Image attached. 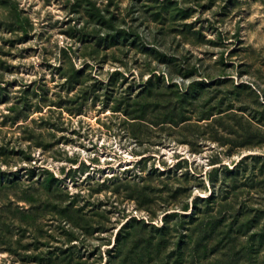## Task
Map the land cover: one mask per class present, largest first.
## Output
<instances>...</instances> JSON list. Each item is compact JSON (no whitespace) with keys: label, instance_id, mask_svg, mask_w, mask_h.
<instances>
[{"label":"rangeland","instance_id":"374dc122","mask_svg":"<svg viewBox=\"0 0 264 264\" xmlns=\"http://www.w3.org/2000/svg\"><path fill=\"white\" fill-rule=\"evenodd\" d=\"M98 9L134 27L124 46ZM195 81L178 126L172 92L125 112ZM193 208L218 217L205 264H264V0H0V264L175 261Z\"/></svg>","mask_w":264,"mask_h":264},{"label":"trees","instance_id":"16d2710c","mask_svg":"<svg viewBox=\"0 0 264 264\" xmlns=\"http://www.w3.org/2000/svg\"><path fill=\"white\" fill-rule=\"evenodd\" d=\"M99 10V9H98ZM153 16H155L154 20L155 22H158L159 20V16L160 14L157 13H153ZM92 21L96 24L101 25V27L105 28L108 30V33L106 35V42L107 41H111L114 42L115 45H118L119 47L124 46V44L127 41V38L129 36H133V31L132 29H134V27H127L125 26H121L123 22H120V20L117 18V16L113 15L112 17H108L106 14L103 13V11L101 12V10H99V13L97 15H93L92 17ZM125 24V23H123ZM147 47H145L146 49ZM85 67H88L87 65ZM85 70H79L76 67H73L72 69H70V71H68L67 77L69 81H79L82 79V77H84V73ZM121 70H117L115 71L112 76L110 81H113L114 79H116L117 77H119V75H122ZM155 74L151 76V78L149 79V83H152V81L154 80ZM196 83L192 82L191 85L189 86V88H186L185 85L181 84V83H172L169 86H162L159 88V92L152 90L151 88H147V86L144 87V93H139L136 96V100H134V104H129V106L125 107V112L130 115V116H138V117H133L134 119H139L140 114L144 112V108L145 105H143L141 103L142 99L145 98V93L149 92L148 97H156L157 100L161 98H163L167 92H172L173 97L177 96L178 99L180 100V102L178 103L177 106L173 105V101L169 100V106H165V110H166V114L169 113V115H166V119L170 118L169 120L171 121V123L173 125H180L181 123L186 122L187 120H189V117L187 116V113H189V111H187V103L188 100L190 99V95H189V91L190 88L193 87V85ZM148 84V83H147ZM119 107V106H118ZM168 107L170 108V110H168ZM211 113H206L203 114L201 116H209ZM168 117V118H167ZM168 121H165L163 119L160 120V124L165 123ZM206 201H211V200H206ZM188 209V207H187ZM186 209V210H187ZM177 213V212H176ZM191 221L192 222H196L198 221V225L193 229L191 227V225L187 228L186 233L184 234V238H186V240L183 243L179 242V246H178V250L176 251V253H178V258L175 261H172V258H174V255H168V256H164V258L161 259H157V261H154L153 264H183L182 263V254L181 252L184 251V247L186 245H190L189 248L191 250V257L189 258V261L187 264H205V260L207 259V253H208V243L206 240V231L203 230L204 225L208 223V221H212V223H217L218 221V217L217 216H210L208 215V212H206L205 214L201 213V215L199 213H197L195 211V209H192L191 212ZM167 216V215H166ZM128 223H126L121 230L125 229V227L127 226ZM202 227L200 230L199 228ZM161 231L164 233L162 234L158 240L155 239V237L153 235H150L148 237H142L141 239H139V241H136L135 243H133L134 247L132 249V253L134 254V259H132V262H136L135 258L137 257L138 259L141 260V262H143V259L146 257H151L153 258V256L159 254L161 252V250L166 247L171 241L170 239H168V237L166 236V232H167V228H161ZM165 231V232H164ZM194 232L196 233V239L193 240V234ZM191 243V244H190ZM127 244L126 243H122L120 241V239L118 238L116 241L115 246L116 247H125ZM175 252V251H174ZM131 254L128 252L127 255H125L123 257V259L121 260L120 263L118 264H126L127 259L130 260ZM220 258V257H219ZM153 262V261H152ZM221 262V259H215V261L212 264H219ZM233 262V261H230Z\"/></svg>","mask_w":264,"mask_h":264}]
</instances>
